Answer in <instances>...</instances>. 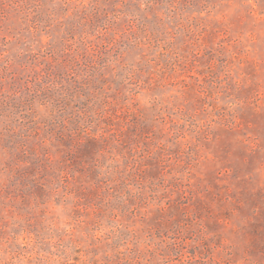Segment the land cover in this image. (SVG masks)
<instances>
[{
    "label": "rangeland",
    "instance_id": "1",
    "mask_svg": "<svg viewBox=\"0 0 264 264\" xmlns=\"http://www.w3.org/2000/svg\"><path fill=\"white\" fill-rule=\"evenodd\" d=\"M0 264H264V0H0Z\"/></svg>",
    "mask_w": 264,
    "mask_h": 264
}]
</instances>
